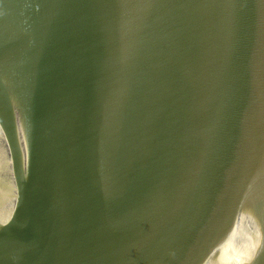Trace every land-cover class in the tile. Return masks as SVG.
I'll return each instance as SVG.
<instances>
[{"label": "water", "instance_id": "1", "mask_svg": "<svg viewBox=\"0 0 264 264\" xmlns=\"http://www.w3.org/2000/svg\"><path fill=\"white\" fill-rule=\"evenodd\" d=\"M0 264H264V0H0Z\"/></svg>", "mask_w": 264, "mask_h": 264}]
</instances>
